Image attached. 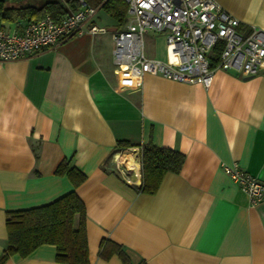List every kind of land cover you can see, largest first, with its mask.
Segmentation results:
<instances>
[{"label":"crops","instance_id":"obj_1","mask_svg":"<svg viewBox=\"0 0 264 264\" xmlns=\"http://www.w3.org/2000/svg\"><path fill=\"white\" fill-rule=\"evenodd\" d=\"M27 1L6 0L33 5ZM216 2L242 30H264V0ZM95 7L92 21L105 33L83 32L0 62V254L6 211L72 190L55 172L70 159L86 175L76 192L85 205L90 264H121L114 251L100 254L103 240L120 245L133 264H264V201L250 205L221 167L237 162L264 180V75L216 69L208 87L131 77L112 62V33L121 27ZM4 21L10 28L16 22ZM144 45L147 56L166 59L165 32H148ZM147 143L184 155L180 170L166 173L154 193L126 183L113 160ZM4 264L63 263L54 245L43 244Z\"/></svg>","mask_w":264,"mask_h":264},{"label":"built area","instance_id":"obj_2","mask_svg":"<svg viewBox=\"0 0 264 264\" xmlns=\"http://www.w3.org/2000/svg\"><path fill=\"white\" fill-rule=\"evenodd\" d=\"M127 21L112 33V62L125 66L129 75L145 74L208 87L216 69L242 76L264 75V30L240 28V22L216 0H124ZM75 10L55 21L50 15L38 20L16 21L10 28L0 19V62L24 59L81 34L105 33L92 21L97 8L78 0ZM165 32L166 59L146 55L144 36ZM126 158L114 155V165L128 184L141 182L142 145L129 146ZM223 172L246 193L250 205L264 201V180L237 162L222 163Z\"/></svg>","mask_w":264,"mask_h":264},{"label":"trees","instance_id":"obj_3","mask_svg":"<svg viewBox=\"0 0 264 264\" xmlns=\"http://www.w3.org/2000/svg\"><path fill=\"white\" fill-rule=\"evenodd\" d=\"M78 0H47L39 6L9 5L0 0V19L9 21L38 20L50 15L55 21L78 6ZM92 6L101 8L122 27L127 21V5L124 0H85ZM124 145L125 143H120ZM184 155L171 148L159 147L152 143L142 145L141 182L138 191L154 193L168 172L177 173L183 163ZM55 172L65 175L73 189L55 200L26 209L9 210L5 213L7 243L0 254V264L18 254L26 257L43 244L55 246V259L63 264H90L86 233L85 205L76 188L85 181L86 175L76 168L70 159L62 160ZM110 247L108 249L107 247ZM116 252L121 264H133L120 245L103 240L100 254L108 256ZM136 264H147L144 260Z\"/></svg>","mask_w":264,"mask_h":264},{"label":"rangeland","instance_id":"obj_4","mask_svg":"<svg viewBox=\"0 0 264 264\" xmlns=\"http://www.w3.org/2000/svg\"><path fill=\"white\" fill-rule=\"evenodd\" d=\"M44 1L47 0H28L27 4L37 5L43 3ZM162 45H163V40L161 38L156 40V52H158V50L160 49V47H162Z\"/></svg>","mask_w":264,"mask_h":264}]
</instances>
